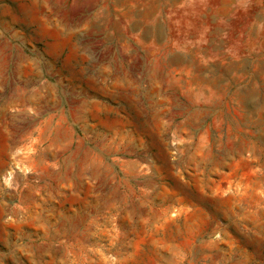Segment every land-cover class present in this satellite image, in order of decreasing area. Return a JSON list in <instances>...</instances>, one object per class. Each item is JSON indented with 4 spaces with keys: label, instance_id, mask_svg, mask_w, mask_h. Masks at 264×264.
Segmentation results:
<instances>
[{
    "label": "rangeland",
    "instance_id": "374dc122",
    "mask_svg": "<svg viewBox=\"0 0 264 264\" xmlns=\"http://www.w3.org/2000/svg\"><path fill=\"white\" fill-rule=\"evenodd\" d=\"M0 264H264V0H0Z\"/></svg>",
    "mask_w": 264,
    "mask_h": 264
}]
</instances>
